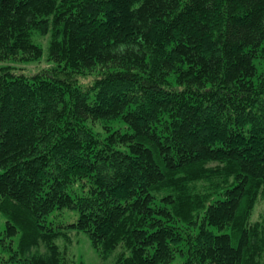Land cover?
<instances>
[{"label":"trees","instance_id":"trees-1","mask_svg":"<svg viewBox=\"0 0 264 264\" xmlns=\"http://www.w3.org/2000/svg\"><path fill=\"white\" fill-rule=\"evenodd\" d=\"M263 201L264 0H0V264H264Z\"/></svg>","mask_w":264,"mask_h":264},{"label":"rangeland","instance_id":"rangeland-1","mask_svg":"<svg viewBox=\"0 0 264 264\" xmlns=\"http://www.w3.org/2000/svg\"><path fill=\"white\" fill-rule=\"evenodd\" d=\"M35 40L36 42H40L43 45V47L46 50V54H45L46 56L48 49V39L47 38L39 39L36 36ZM45 65H47V62L43 60L40 63H32L28 66H30L31 68H36L38 66L44 67ZM256 209L257 210L255 212V218L264 219V201L261 202ZM66 213L59 217H56L55 221L57 223H66L67 221H71V219H68V215ZM4 221L5 220L3 219V217L0 216V230L3 228ZM62 245H65V250L68 256L76 259L78 264H115L116 262L115 256H111L109 260L106 261L102 260L97 254V252L93 249L88 238L83 234L73 233L71 236V242H69L68 245L67 243H62L61 246ZM177 264L180 263L177 262Z\"/></svg>","mask_w":264,"mask_h":264}]
</instances>
